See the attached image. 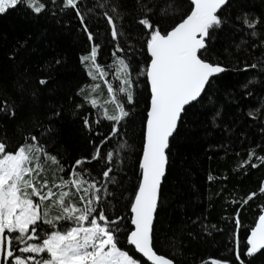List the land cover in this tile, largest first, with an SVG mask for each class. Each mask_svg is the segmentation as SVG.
I'll use <instances>...</instances> for the list:
<instances>
[{"label":"snow or ice","instance_id":"6c2138e0","mask_svg":"<svg viewBox=\"0 0 264 264\" xmlns=\"http://www.w3.org/2000/svg\"><path fill=\"white\" fill-rule=\"evenodd\" d=\"M51 3L55 5L56 0ZM19 5H25L35 14L49 10L44 0H0V14ZM81 6L82 0H63L60 9L76 13L90 43V50L81 54L79 61L91 83L80 86L71 103L74 115H79L87 106L95 110L94 115L87 111L81 119L82 125L90 133L94 132L97 139L91 141L93 151L89 155L68 164L49 152L37 135L29 133L23 143L16 145L6 135L0 138V264H141L140 259L120 246L121 234L151 264H174L173 259L157 254L153 247L154 222L162 203V183L170 165L172 141L190 110L203 106L205 100L215 104L210 93L216 81L234 70L213 52L216 33L231 26L246 28L250 30L249 35L256 37L258 26L264 28V16L241 11L233 18L228 11L232 0H189L188 10L184 12L177 10L175 0H166L163 7L158 5V0H137L136 22L143 29L144 47L139 49L143 54L142 66L134 68L125 48L120 46L122 36L127 34L123 31L125 17L119 8L113 5L102 13L115 45L111 52L112 64L102 65L99 62L102 46L96 43V35L86 22L89 17ZM88 11L91 13L93 9ZM168 19L173 23L164 22ZM235 21H240V25ZM252 47L264 48V40ZM257 68L264 72V63H246L243 70ZM48 83L46 78L38 80L39 85ZM251 83L248 80L242 87L248 88ZM102 85L106 86V98L101 92ZM144 88L148 89V103L137 161L139 174L130 193L131 216L125 229L122 227L125 217L113 218L109 201V185L115 182L113 170L117 164L122 167L124 160L108 145L115 138L120 149L129 148L126 140L120 141L119 137L133 114L138 91ZM19 90L22 94L23 85H19ZM262 109L264 105L249 111L248 115L258 119ZM17 110L14 101L0 103V113L12 118ZM221 114L222 109L213 107L212 122ZM60 115L61 111L54 109L50 119ZM104 121L110 122L109 131H95L94 126ZM50 131V125L43 129V132ZM253 158L256 163L252 162ZM93 162L100 166L99 177L93 175ZM262 164L264 155L251 149L248 159L238 167L246 170L248 165L257 168ZM208 179L213 177L210 175ZM257 194L250 193L239 207L243 208ZM259 194L264 195V185L259 188ZM233 203L237 202L233 200ZM233 222L230 238L233 257L210 259L202 264H246L247 257L264 250V214L250 228L244 252L241 251L243 225L239 210Z\"/></svg>","mask_w":264,"mask_h":264},{"label":"trees","instance_id":"16d2710c","mask_svg":"<svg viewBox=\"0 0 264 264\" xmlns=\"http://www.w3.org/2000/svg\"><path fill=\"white\" fill-rule=\"evenodd\" d=\"M44 2L49 10L42 14H35L25 5L0 14V103L14 101L18 109L14 118L0 113V138L6 135L16 145L23 143L29 133L37 135L49 152L71 164L76 158L89 155L93 151L91 141L97 139L94 132L90 133L82 125L81 119L87 111L94 115L95 110L87 106L79 115H74L71 103L78 88L91 83L79 61V56L90 50V43L76 13L60 10L63 0H56L55 5L51 0ZM165 2L158 0V5L163 7ZM102 4L104 7H100ZM175 4L178 11L184 12L188 10L189 0H175ZM113 5L125 17L123 31L127 35L122 36L120 46L125 48L134 68L142 66L143 54L139 49L144 47V38L143 29L136 22L137 0H82L81 10L89 17L86 22L96 35V43L102 46L99 62L112 64L111 52L115 45L102 13ZM88 9L93 11L90 13ZM228 11L233 18L241 11L264 16V0H232ZM164 22L171 24L173 20ZM235 23L240 25V21ZM249 31L226 26L216 33L213 52L234 70L216 81L210 93L215 104L205 100L203 106L190 110L172 141L170 165L162 184V203L154 223L153 247L157 254L173 259L175 264L232 258L230 238L234 231L233 217L238 210L244 252L250 228L264 213V195L259 194V188L264 185V164L257 168L248 165L246 170L238 167L248 159L251 149L264 155V109L258 119L248 115L249 111L264 105V72L259 68L243 70L246 63H264V48L252 47L264 40V28L258 26L256 37L249 35ZM41 78L48 79L49 83L39 85ZM248 80L253 83L248 88L242 87ZM19 85L24 87L22 94ZM101 92L106 98V86L102 85ZM147 103L148 89L144 88L138 91L133 114L121 129L119 140H126L129 148L120 149L115 138L108 145L124 160L122 167L117 164L113 170L115 182L109 185V201L113 218L125 217L126 223L122 225L125 229L131 216L130 193L139 174L137 161ZM213 107L222 109L215 123L211 119ZM54 109L60 110L61 115L50 119ZM49 125L51 131L43 132ZM94 128L107 133L110 122L104 121ZM252 162L257 161L253 158ZM93 169V175L99 177L100 166L93 162ZM210 175L212 180L208 179ZM252 192H257V196L240 208V202ZM120 242L141 264H148L126 243L125 234H121ZM246 264H264V250L247 257Z\"/></svg>","mask_w":264,"mask_h":264},{"label":"water","instance_id":"95a60500","mask_svg":"<svg viewBox=\"0 0 264 264\" xmlns=\"http://www.w3.org/2000/svg\"><path fill=\"white\" fill-rule=\"evenodd\" d=\"M163 184V183H162ZM264 214V213H263ZM155 223V222H154ZM134 227V226H133ZM134 247V246H133ZM137 252V254L139 255V256H141L142 257V254H140V253H138V251H136ZM145 261H147V258H144V257H142ZM149 264H151V262L150 261H147ZM175 264V263H174Z\"/></svg>","mask_w":264,"mask_h":264}]
</instances>
